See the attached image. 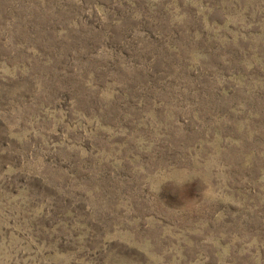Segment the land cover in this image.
I'll return each instance as SVG.
<instances>
[{"label":"rangeland","instance_id":"obj_1","mask_svg":"<svg viewBox=\"0 0 264 264\" xmlns=\"http://www.w3.org/2000/svg\"><path fill=\"white\" fill-rule=\"evenodd\" d=\"M0 264H264V0H0Z\"/></svg>","mask_w":264,"mask_h":264}]
</instances>
